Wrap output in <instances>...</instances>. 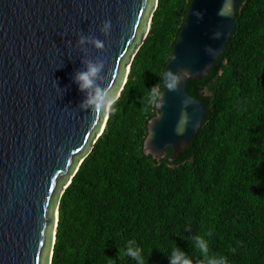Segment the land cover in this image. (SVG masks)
Listing matches in <instances>:
<instances>
[{"label":"trees","instance_id":"obj_1","mask_svg":"<svg viewBox=\"0 0 264 264\" xmlns=\"http://www.w3.org/2000/svg\"><path fill=\"white\" fill-rule=\"evenodd\" d=\"M192 0H159L106 129L65 191L52 264H169L177 247L204 264L200 235L229 264H264V0H243L236 29L210 75L187 92L208 108L178 157L144 153L156 111L147 91L161 84ZM162 89V84H161Z\"/></svg>","mask_w":264,"mask_h":264},{"label":"water","instance_id":"obj_2","mask_svg":"<svg viewBox=\"0 0 264 264\" xmlns=\"http://www.w3.org/2000/svg\"><path fill=\"white\" fill-rule=\"evenodd\" d=\"M158 2L0 0V264H52L62 197L110 115L95 117L81 106L86 93L75 76L102 62L97 83L111 87L118 100ZM242 2L192 0L164 70L181 82L176 90L162 84L145 155L162 159L172 149L178 157L198 134L208 108L189 95L188 83L210 75ZM108 20L112 28L105 31ZM95 40L104 47L96 48ZM185 114L190 122L178 135Z\"/></svg>","mask_w":264,"mask_h":264},{"label":"clouds","instance_id":"obj_3","mask_svg":"<svg viewBox=\"0 0 264 264\" xmlns=\"http://www.w3.org/2000/svg\"><path fill=\"white\" fill-rule=\"evenodd\" d=\"M231 3V0H226V4ZM224 14V9L221 15ZM105 31H110L112 28V21H106L104 25ZM221 35L220 33L216 34ZM85 41L82 39L81 43ZM96 48H103L105 42L103 40L93 41ZM103 68V63H89L86 70L78 72L75 76V83L78 90L86 93V98L82 102L84 109H91L95 117H101L106 112L115 113L117 111L116 105L118 103L117 96L111 87L102 86L97 83L98 74ZM161 84L169 90H176L181 82V78L172 72H161ZM161 84H157L145 96L147 106L151 107L153 111L160 109L162 106L163 92ZM190 122V118L185 114L178 122L177 134L182 135L186 126ZM195 251L199 253L200 258L204 264H229L228 256L218 253L210 252L209 241L200 235L194 238ZM124 255L135 261V264H146L144 250L132 240H127L124 244ZM169 264H193L191 258L177 247H172L169 255Z\"/></svg>","mask_w":264,"mask_h":264},{"label":"bare ground","instance_id":"obj_4","mask_svg":"<svg viewBox=\"0 0 264 264\" xmlns=\"http://www.w3.org/2000/svg\"><path fill=\"white\" fill-rule=\"evenodd\" d=\"M104 127H105V125H104Z\"/></svg>","mask_w":264,"mask_h":264}]
</instances>
